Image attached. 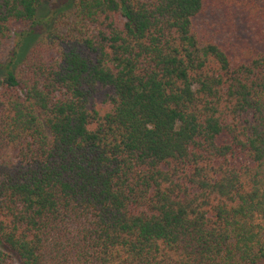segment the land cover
<instances>
[{
  "label": "trees",
  "instance_id": "trees-1",
  "mask_svg": "<svg viewBox=\"0 0 264 264\" xmlns=\"http://www.w3.org/2000/svg\"><path fill=\"white\" fill-rule=\"evenodd\" d=\"M0 264H264V0H0Z\"/></svg>",
  "mask_w": 264,
  "mask_h": 264
},
{
  "label": "rangeland",
  "instance_id": "rangeland-1",
  "mask_svg": "<svg viewBox=\"0 0 264 264\" xmlns=\"http://www.w3.org/2000/svg\"><path fill=\"white\" fill-rule=\"evenodd\" d=\"M54 1V0H53ZM7 51V50H6ZM7 54V52H4L3 56L5 57V55Z\"/></svg>",
  "mask_w": 264,
  "mask_h": 264
}]
</instances>
